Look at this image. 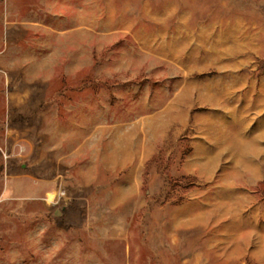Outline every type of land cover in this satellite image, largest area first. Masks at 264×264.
<instances>
[{"label": "rangeland", "instance_id": "1", "mask_svg": "<svg viewBox=\"0 0 264 264\" xmlns=\"http://www.w3.org/2000/svg\"><path fill=\"white\" fill-rule=\"evenodd\" d=\"M0 264H264V0H0Z\"/></svg>", "mask_w": 264, "mask_h": 264}, {"label": "crops", "instance_id": "2", "mask_svg": "<svg viewBox=\"0 0 264 264\" xmlns=\"http://www.w3.org/2000/svg\"><path fill=\"white\" fill-rule=\"evenodd\" d=\"M21 24H23V22H22ZM24 24H25V23H24Z\"/></svg>", "mask_w": 264, "mask_h": 264}]
</instances>
